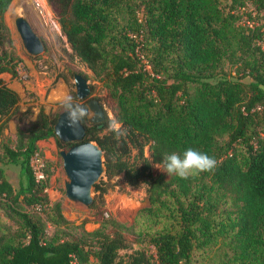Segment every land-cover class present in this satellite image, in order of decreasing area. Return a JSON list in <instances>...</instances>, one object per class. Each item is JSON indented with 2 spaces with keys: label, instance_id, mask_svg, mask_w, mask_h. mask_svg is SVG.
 Here are the masks:
<instances>
[{
  "label": "trees",
  "instance_id": "16d2710c",
  "mask_svg": "<svg viewBox=\"0 0 264 264\" xmlns=\"http://www.w3.org/2000/svg\"><path fill=\"white\" fill-rule=\"evenodd\" d=\"M11 1L0 0V74L13 78L20 59L4 23ZM47 3L71 54L113 106V121L105 118L99 128L80 122L85 140L103 153V177L145 186L148 209L165 210L166 227L149 237L153 261L143 253L118 260L128 246L123 225L112 219L64 238L60 228L68 222L44 192L48 165L41 183L29 167L38 142L53 138L61 146L52 129L57 114L19 113L18 95L0 79V136L12 118L17 122L14 144L0 147V211L16 225L13 237L0 233V264H189L193 252L209 249L220 251L216 264H264V0ZM189 147L214 156L216 170L187 180L154 174L155 166L164 171V154ZM4 163L19 166L24 183L16 191ZM109 188L94 186L89 209L97 218Z\"/></svg>",
  "mask_w": 264,
  "mask_h": 264
},
{
  "label": "rangeland",
  "instance_id": "374dc122",
  "mask_svg": "<svg viewBox=\"0 0 264 264\" xmlns=\"http://www.w3.org/2000/svg\"><path fill=\"white\" fill-rule=\"evenodd\" d=\"M10 4L9 9L7 8L10 26L7 24L6 18L4 23L6 21L5 26L9 31L13 53L20 59V63L15 66V77L12 78L9 74L2 73L0 79L18 95L19 113L30 110L33 114H36L39 109H43L45 114H58L62 110L58 104L63 103L64 97L74 96L73 74H80L85 77L90 88L88 99L96 100L102 108L105 118L113 121V106L106 97L105 89L101 83L93 80L91 72L71 54L64 37L60 33L56 16L47 0H12ZM17 13L26 18L32 31L43 44V53L36 58H30L24 53L14 31L13 18ZM138 17L140 18L139 14ZM261 23L264 25V20ZM237 26L244 29L239 22ZM261 48L264 50V44ZM142 62L144 63V60ZM224 68L228 71L227 65ZM230 72L232 75V70ZM74 102L84 103L76 99ZM32 120L33 117H28L22 125H27ZM16 124V117L9 121L7 128L0 136V147L4 143L14 144ZM113 127L116 128L117 125L114 124ZM49 139L50 141L47 144H38V155L42 162L48 165L45 170L49 177L46 187L49 205L59 204L61 215L68 222L65 227L60 228L66 235L64 238H76L84 232H92L98 229L101 219H112L123 225L122 236L128 246L127 249L118 253V260L125 261L128 256L134 253H143L146 258L153 261L154 250L149 244V237L161 228L166 227V222L162 217L165 210L162 209L158 212L148 209L145 186L128 187L121 181L120 176L113 177L109 181L101 177L99 182L107 183L110 188L97 202L101 211V217L97 218L93 215L96 212L95 210L89 209V207H75L66 201L62 186L64 173L58 152L67 150L68 147H62V145H65L62 143L59 146L53 138ZM1 169L6 181L14 191L24 183L19 166L4 163L1 165ZM153 172L154 174L163 175L165 179L169 178L159 166H155ZM96 196L97 193L92 192L93 199ZM35 216L40 220L44 219L43 214ZM104 229L109 230L107 227H104ZM15 231L16 225L6 219L0 211V233L6 237H13ZM45 232L47 235H52L55 229L46 224ZM219 253L220 251L214 249L197 250L193 252L189 264H216Z\"/></svg>",
  "mask_w": 264,
  "mask_h": 264
},
{
  "label": "water",
  "instance_id": "95a60500",
  "mask_svg": "<svg viewBox=\"0 0 264 264\" xmlns=\"http://www.w3.org/2000/svg\"><path fill=\"white\" fill-rule=\"evenodd\" d=\"M13 28L28 57L36 58L43 53L44 47L40 38L32 31L22 14H15ZM72 81L75 99L84 102V106L90 109L86 123L96 124L99 128L105 119L104 112L96 100H88L90 88L86 80L74 74ZM52 129L60 143L72 144L67 150L58 152L64 173L63 195L73 206L88 208L93 201L94 186L98 184L105 172L103 153L95 142L85 140V130L81 123L70 124L66 109L57 114Z\"/></svg>",
  "mask_w": 264,
  "mask_h": 264
},
{
  "label": "clouds",
  "instance_id": "9594fccd",
  "mask_svg": "<svg viewBox=\"0 0 264 264\" xmlns=\"http://www.w3.org/2000/svg\"><path fill=\"white\" fill-rule=\"evenodd\" d=\"M63 104L72 125H78L90 115V109L82 104L75 103L70 95L64 97ZM162 163L163 172L168 176L176 175L185 180L197 177L202 173H212L218 166V161L214 156L192 147L185 149L182 153L164 154Z\"/></svg>",
  "mask_w": 264,
  "mask_h": 264
},
{
  "label": "built area",
  "instance_id": "2783aa9c",
  "mask_svg": "<svg viewBox=\"0 0 264 264\" xmlns=\"http://www.w3.org/2000/svg\"><path fill=\"white\" fill-rule=\"evenodd\" d=\"M48 140V139H47ZM46 141V140H45ZM29 167L33 176L35 183H41L45 180L44 176V164L40 159L38 153H35L29 159ZM47 194V189L44 190ZM74 263V261H73Z\"/></svg>",
  "mask_w": 264,
  "mask_h": 264
},
{
  "label": "crops",
  "instance_id": "0c3cea01",
  "mask_svg": "<svg viewBox=\"0 0 264 264\" xmlns=\"http://www.w3.org/2000/svg\"><path fill=\"white\" fill-rule=\"evenodd\" d=\"M49 141H50V139H48V140H46V141H40V142H38V144H42V145H44V144H47Z\"/></svg>",
  "mask_w": 264,
  "mask_h": 264
},
{
  "label": "bare ground",
  "instance_id": "6f19581e",
  "mask_svg": "<svg viewBox=\"0 0 264 264\" xmlns=\"http://www.w3.org/2000/svg\"><path fill=\"white\" fill-rule=\"evenodd\" d=\"M6 21H7V24L10 26V23H9V21H8V12H7V14H6ZM12 28V27H11ZM13 29V28H12Z\"/></svg>",
  "mask_w": 264,
  "mask_h": 264
},
{
  "label": "flooded vegetation",
  "instance_id": "af4514ba",
  "mask_svg": "<svg viewBox=\"0 0 264 264\" xmlns=\"http://www.w3.org/2000/svg\"><path fill=\"white\" fill-rule=\"evenodd\" d=\"M88 100H90V99H88Z\"/></svg>",
  "mask_w": 264,
  "mask_h": 264
}]
</instances>
